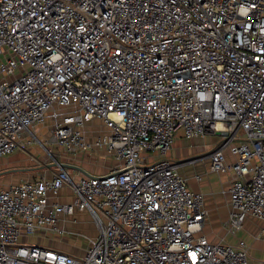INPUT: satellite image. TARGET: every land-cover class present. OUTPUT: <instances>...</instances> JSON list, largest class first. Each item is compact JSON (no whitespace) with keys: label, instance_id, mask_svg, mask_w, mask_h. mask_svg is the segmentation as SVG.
Here are the masks:
<instances>
[{"label":"built area","instance_id":"2783aa9c","mask_svg":"<svg viewBox=\"0 0 264 264\" xmlns=\"http://www.w3.org/2000/svg\"><path fill=\"white\" fill-rule=\"evenodd\" d=\"M179 133L219 135L223 231L263 219L264 0H0V158L36 140L56 165L0 183V264H264L204 233V196L169 157ZM47 145L113 163L74 178ZM65 186L72 201L52 200ZM81 212L96 234L80 253L22 240Z\"/></svg>","mask_w":264,"mask_h":264},{"label":"crops","instance_id":"0c3cea01","mask_svg":"<svg viewBox=\"0 0 264 264\" xmlns=\"http://www.w3.org/2000/svg\"><path fill=\"white\" fill-rule=\"evenodd\" d=\"M209 135L203 138H192L196 139V143H204V145H196L194 147L185 148L184 145L186 143V140L191 139H186L181 135V133H179L176 136L173 147L169 152V157L174 162L180 163L177 169L181 174L187 177L190 188L194 191L201 192L204 196V205L208 211V214L204 223V229H206V231H204V229L203 231L208 236V238H210L211 240H217L223 237L225 241L232 244H235L238 239H241L247 243L249 262L257 263L259 261H262L264 263V218L259 219L253 216H248L243 225V228L238 232V237L236 236L235 238L228 235V233H225L222 229V224L227 219L230 209V196L228 188L230 185V180L233 177V172H219L212 171L209 169L210 158L208 154L216 146V143L213 146L211 145V142L214 140L207 139L209 138ZM202 151L205 153H203ZM193 152H197V154L192 158L179 161H175L173 158V155L175 153L179 156H183L187 154H192ZM226 155L227 159L229 160L231 158V155L229 154V152H227ZM1 160V162L16 160L18 162H24V165H27L22 167L25 171L23 177L21 176L19 179L10 177L9 179L4 181L5 184H9L13 181H17L24 178H35L41 175H48L49 173H51V171L55 170L56 168L55 163H53L52 161L46 163V160H34L32 157H28L27 152H14L13 154L7 157H3V159ZM62 161H64V163L66 164V158H64ZM69 161H74L69 163V168L74 171V177L77 178L81 176L83 172L81 171L80 165L77 163L79 162V159L76 157H72L69 158ZM1 172L3 173L5 172V170ZM197 174L201 176L200 180H197L195 178ZM70 192L71 189L65 186L60 190V194L57 198L51 199L57 200L61 203L70 202L73 199L72 192L71 194ZM65 224L66 217H63L61 225H63L66 229ZM207 231H210V233H208ZM217 235L218 238L216 237ZM60 241L62 242V240L60 239H54L53 246L63 250L75 252V249L71 247L70 249H68V245L66 247V244H64L63 242L62 245H56V242Z\"/></svg>","mask_w":264,"mask_h":264},{"label":"rangeland","instance_id":"374dc122","mask_svg":"<svg viewBox=\"0 0 264 264\" xmlns=\"http://www.w3.org/2000/svg\"><path fill=\"white\" fill-rule=\"evenodd\" d=\"M102 129L100 124L98 122H93L89 126V132L96 133L99 132V130ZM36 134L41 142H43L44 138L46 137L45 131L39 129L36 131ZM209 135V134H207ZM205 135V136H207ZM204 136V137H205ZM208 140H214L211 142V145L213 146L215 143H217L219 140V135H209ZM203 138V137H202ZM196 139L186 140V143L184 147H194L196 145H204V143L198 144L195 141ZM175 142V141H174ZM174 144V143H173ZM51 149V154L54 157H58L59 149L54 145H47V148ZM173 147V146H172ZM210 149V148H206ZM16 152H27L28 157H32L34 160H46V163L49 161L53 162V158L50 156V154L45 150L43 146L39 142L35 140L33 144H31L25 151L18 150ZM203 152V151H202ZM201 152V153H202ZM205 153V152H203ZM197 154V152H193L192 154L187 155H178L174 154L173 158L175 161L184 160L188 158H192ZM59 156H61V159L63 160L66 158L65 155L60 151ZM78 158V157H76ZM3 158H0V182L2 184H5L4 181L11 178L19 179L21 176L23 177L25 171L23 170L24 162H18L16 160L1 162ZM79 162H77L80 167L81 171L84 175H100L104 173L108 167L113 163V159L111 156L105 155V152L103 150L99 151H90L85 152L83 154H79ZM74 161H69L68 158H66V164H67V170L70 173V175H73V170L69 168V163ZM77 164V165H78ZM79 167V166H78ZM22 168V169H20ZM78 169V168H77ZM75 178V177H74ZM71 194V192H70ZM66 233L62 235L58 234H52V233H43V231H38L34 235L22 238V240L27 244L42 246V247H49V248H55L59 250H63L60 248H56L53 246L54 239H60L64 244H66V247L68 245V249L73 248L75 249V252L69 251L71 253H80L82 249L87 246L89 238L93 237L96 234V227L93 219L87 212H81L76 213L74 216H68L66 218ZM218 230V229H216ZM215 230V231H216ZM206 231V229H204ZM213 231V229H212ZM211 231V232H212ZM208 232V231H207ZM210 233V231L208 232ZM231 237H238V232L234 235L228 234ZM218 238V235L216 236ZM220 237V236H219ZM229 237V236H228ZM232 239V238H231ZM61 241L56 242V245L63 244ZM68 252L67 250H64Z\"/></svg>","mask_w":264,"mask_h":264},{"label":"water","instance_id":"95a60500","mask_svg":"<svg viewBox=\"0 0 264 264\" xmlns=\"http://www.w3.org/2000/svg\"><path fill=\"white\" fill-rule=\"evenodd\" d=\"M61 165H64V164H61Z\"/></svg>","mask_w":264,"mask_h":264}]
</instances>
